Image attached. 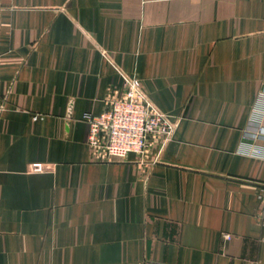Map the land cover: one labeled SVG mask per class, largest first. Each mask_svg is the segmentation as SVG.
<instances>
[{
	"label": "crops",
	"instance_id": "obj_1",
	"mask_svg": "<svg viewBox=\"0 0 264 264\" xmlns=\"http://www.w3.org/2000/svg\"><path fill=\"white\" fill-rule=\"evenodd\" d=\"M121 71L173 139L93 162ZM259 126L264 0H0V264H264Z\"/></svg>",
	"mask_w": 264,
	"mask_h": 264
},
{
	"label": "built area",
	"instance_id": "obj_2",
	"mask_svg": "<svg viewBox=\"0 0 264 264\" xmlns=\"http://www.w3.org/2000/svg\"><path fill=\"white\" fill-rule=\"evenodd\" d=\"M120 74L121 86L108 94L106 108L100 114L88 112L83 116L88 126L87 144L93 162L125 161L130 153H136L145 163L154 147L173 139L175 125L167 113L152 103L138 76L132 77L123 71ZM252 137L255 143L264 140V127H257ZM263 150L257 145L252 154L264 160ZM258 199L261 203L258 219L264 226V187ZM224 237L229 240L231 235Z\"/></svg>",
	"mask_w": 264,
	"mask_h": 264
}]
</instances>
